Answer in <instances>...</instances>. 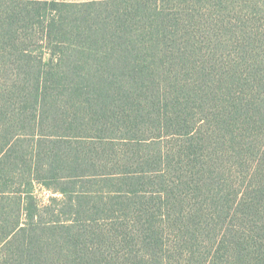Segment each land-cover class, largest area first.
Listing matches in <instances>:
<instances>
[{
    "label": "trees",
    "instance_id": "obj_1",
    "mask_svg": "<svg viewBox=\"0 0 264 264\" xmlns=\"http://www.w3.org/2000/svg\"><path fill=\"white\" fill-rule=\"evenodd\" d=\"M0 264H264V0H0Z\"/></svg>",
    "mask_w": 264,
    "mask_h": 264
},
{
    "label": "rangeland",
    "instance_id": "obj_2",
    "mask_svg": "<svg viewBox=\"0 0 264 264\" xmlns=\"http://www.w3.org/2000/svg\"><path fill=\"white\" fill-rule=\"evenodd\" d=\"M39 195L43 200H47L49 198V196L51 195L49 191L40 188L39 189Z\"/></svg>",
    "mask_w": 264,
    "mask_h": 264
},
{
    "label": "crops",
    "instance_id": "obj_3",
    "mask_svg": "<svg viewBox=\"0 0 264 264\" xmlns=\"http://www.w3.org/2000/svg\"><path fill=\"white\" fill-rule=\"evenodd\" d=\"M65 1L84 2V1H91V0H65Z\"/></svg>",
    "mask_w": 264,
    "mask_h": 264
}]
</instances>
